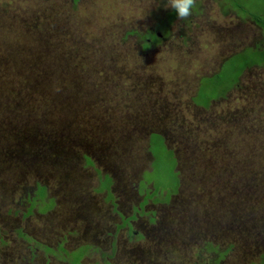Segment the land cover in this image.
<instances>
[{
    "label": "rangeland",
    "instance_id": "obj_1",
    "mask_svg": "<svg viewBox=\"0 0 264 264\" xmlns=\"http://www.w3.org/2000/svg\"><path fill=\"white\" fill-rule=\"evenodd\" d=\"M234 1L225 3L235 6L245 17L251 13L259 17L264 10V0H246L244 11ZM166 2L0 0V107L6 115H0V131L10 130L11 141L19 131L40 134V118L41 125L57 131L58 142L54 144L60 145L62 153L73 161L70 171L77 179L75 184L64 183L58 172L43 165L42 159L50 162L52 153L44 157L42 151L37 158L41 160L39 170L28 171L23 166L26 160L20 158L21 151L0 145V264H60L66 255L59 245L63 250L86 246L88 252L82 264H106L107 253L112 257L111 264H132L133 258H127L129 254L123 248L138 255L137 260L133 259L135 264H192L199 253L202 258L208 257L202 253L205 243L219 246L221 252L210 249L220 264H258L260 253L264 254V66L248 70L238 90L228 93L226 101L213 103V111L206 117L208 125L199 131L201 140L218 137L215 144H220L213 153L216 163L209 150L203 155L205 167L210 171L215 167L217 173L211 186L202 183L207 191L203 193L194 182H187L188 168L199 171L198 164L181 162L168 172L163 187L155 185L149 190L138 207L140 216L135 209L129 215L130 207L139 201L133 195L137 176L149 161L146 141L140 136L147 125L154 126L175 107L187 122L185 127L192 130L189 123L198 124L185 109L172 104L188 107L185 101L190 97L181 98V88L190 92L189 83L206 74L203 69L218 70L222 62L219 54L228 39L223 33L218 36L220 29L236 33V26L228 24L233 19L223 15L224 0H196L193 12L202 11L203 21L215 25H205V32H189L186 22L176 18L169 41L139 55L136 37L157 22L162 14L155 13L159 6L166 10ZM200 20L197 17L194 25H201ZM253 27L240 25L241 49L254 45ZM56 28L64 34L48 41ZM215 28L219 31L212 33ZM182 34L191 37L184 47L178 40ZM179 53L190 60L185 71L176 70L175 60L172 63ZM238 59L240 56L234 58L233 67ZM91 71L101 75L94 78ZM218 74L230 79L235 71L225 65ZM129 75L127 82L115 83ZM131 80L149 83V107L141 108L143 103L135 102L137 93L128 88ZM205 85L202 83L201 91ZM258 88V95L251 96ZM196 104L202 106L200 100ZM149 108L153 111L149 112ZM161 109L166 113H158ZM221 120L225 125L218 135L216 122ZM64 131L70 132L67 140L61 134ZM204 171L198 177L206 174ZM173 172L181 180L180 194L174 199L181 200L174 206L177 213L167 217L171 203L154 209L152 206L165 201L176 188L178 177ZM106 174L115 179L113 193L108 192L106 184L101 186V193L96 190L98 179ZM146 178L151 176L147 174ZM220 182L228 193H224ZM36 183L47 187V197L39 209L32 201L34 208L28 213L27 201L39 194ZM120 186L124 187L122 191ZM206 195L216 202L213 206L221 213L206 209ZM50 199H54V205ZM238 206L240 211L235 208ZM153 210L157 213L155 227L143 230L145 239L128 241L127 233H134L138 218H153ZM114 227L112 239L109 236ZM112 241H116L114 254Z\"/></svg>",
    "mask_w": 264,
    "mask_h": 264
},
{
    "label": "trees",
    "instance_id": "obj_2",
    "mask_svg": "<svg viewBox=\"0 0 264 264\" xmlns=\"http://www.w3.org/2000/svg\"><path fill=\"white\" fill-rule=\"evenodd\" d=\"M155 14L157 15L162 14L164 16L162 20V24H161L162 26L154 25L155 31L160 32L162 36H165V37L169 36L170 29H169L168 24H171L177 17L175 11L173 9L169 10L168 8L166 10H163L162 6H159V12ZM261 14L264 15V10H261ZM254 19L258 23H260L257 16H255ZM257 26L264 30V25H257ZM57 34H64V32H62L61 30L57 28L52 30L48 36V41L55 38ZM263 35H264V31H263ZM147 36H150V34ZM125 37H127V34H125ZM138 37L139 39H142V36H138ZM151 48L152 46H150L149 43H147V45L144 46V49L138 50V54L145 55L149 52ZM245 52H250V53L248 55H245L244 53L241 52L239 55L240 59H238L239 61L238 63H236V66L233 67V64H235L233 62L230 67L232 68V70L235 71L234 77L232 75L231 77H229L230 79H226L224 77H221L219 74H216V75H212L209 79L202 78L201 81L197 84H194L195 80H193L192 83H189V85H192V86L199 85V89L197 90L195 97H192L191 96L192 93L188 92L187 89L183 90V88H181V98L190 97L189 98L190 101H185L188 107H183L178 104H172V105L185 109L190 115V117L192 118L193 116V119H195L198 122V124L189 123L192 126V130L185 127V124L187 122L180 118L177 107L173 108L175 110L172 109L171 111H169L168 114L165 115L163 119L157 121L154 126H150V125L146 126L145 128L146 131H144L140 137L141 139H145L146 144H148V147H147L148 149H146V151L153 158V162L150 165V168L152 171L151 173L149 174L147 173V174L151 176L150 180L153 181V183L155 182V184L158 187L159 186L163 187L162 182L163 180L166 179L168 172H172L173 169L175 170L177 165L181 162L184 165L198 164V167H200V170L197 171L196 168L195 169L188 168L189 169L187 171L188 177H186V179L188 180L187 182H189L188 184H190L191 182H194V185L199 187L201 192L205 193L207 191L205 185L202 184L203 182L206 183V185L210 184V186L214 182V174H216L217 176V173L214 170L215 167H211L212 171L208 170L205 167L206 161L203 158V155L205 151L209 150L210 155L212 156L213 162L216 163V160H215L216 158H214L215 154L213 153L216 149L220 148V144H215V141L219 140V138L214 137L211 139V141L201 140L199 131L205 130V125H208V123H206L207 114L200 111L199 108L197 107L199 106V104L197 105L196 103H197V100H200V104H202V106L206 108V106L209 105L210 101L218 99L220 97H225L228 94L231 87L234 86L235 83H237L239 76L243 72V69H246L249 67L261 68L264 66V41L256 45L255 47L249 46L245 50ZM32 64H35V63H32ZM91 72L94 78H96V75L98 77L101 75V72H95V71H91ZM125 78L126 77L123 76L120 79V81H115V83L117 85H120V83H122ZM178 83L181 85L189 86L188 83L186 84L182 82H178ZM202 83L209 84L210 87L206 88V85H205L203 91H201ZM148 86H149V83L144 84L142 82L139 85L141 92L137 93V97L141 98L140 100L143 101L146 107H149L148 103L151 100L147 93ZM259 90L260 88H258L257 90L255 89V96L258 95L257 92ZM148 111L150 112L153 110L149 108ZM9 113L12 116L13 109H10ZM158 113L165 114L166 111L161 109L158 111ZM0 115L3 117H6L5 111L2 107H0ZM168 116H170L171 118L168 119L167 118ZM36 120H37L36 117L33 118V122H35ZM216 123H217V127H219L217 131V134L219 135L223 132L222 128L225 124H223L222 120ZM216 123L211 122V121L209 122L210 125H213L215 127H216ZM38 125L42 126L40 127L41 128L40 134H29V133L19 131V133L17 132L16 135H12L14 141L10 140L9 135L12 134L10 130L7 131L8 133L4 132V130L0 131L1 132L0 145L6 146L8 149H11L13 147L14 150L21 151L20 158L22 161L26 160L23 166L28 171H35L36 169L39 170V161L41 160L38 161L37 158L40 156L42 151H44L45 153L44 157H46V154L52 153L50 162H47L46 159L44 158L42 159L43 165L49 170L58 172L60 174L59 179L62 180L64 183L75 184L77 181V179L75 178V172L70 171L71 167L69 165V163H72L73 161L67 158L64 155V153H62V151L59 148L60 145L54 144L55 142H58L57 134H56L57 131L48 130L47 128L48 126L41 125L40 118H38ZM21 129L25 130V127ZM153 129L157 130L156 132L159 131L163 136L157 134L155 131H153ZM61 134H63V136L65 137V140L69 139L68 134H70V132L64 131ZM185 134H187V136H185ZM15 136L18 138L17 140L15 139ZM17 144L18 146L15 147ZM168 147H170L171 149L169 150ZM174 152L176 153V157L174 156ZM6 156H7L6 158H8V155ZM6 158L3 159L4 160L3 162H5ZM202 169L203 171L204 169H206L208 172L204 171L206 174H204L202 177H198L200 176V172ZM173 173L175 174V177H178V178H175L176 188L174 189V191L172 190L170 194L175 193L181 184V180H180L178 173H175V172ZM219 186L223 190H225L224 193L229 192L228 188L225 187L222 182L219 183ZM41 189L43 191L41 192V190L39 189V193H40L39 195L41 197H44L46 189H43V188ZM163 190H166V189H163ZM234 194H236V192ZM207 199H208V203H207L208 207H206V209H210L211 211L215 210L214 212L216 214L221 213L219 209L213 206V204H215L216 202L212 201L209 195H206L205 200ZM51 201H52L51 203L54 204V199H51ZM235 208L238 211H240V209H238L240 208V206L235 207ZM28 213H31V212H28ZM28 213L24 215H27ZM234 220L236 221V219ZM231 224L229 227H231ZM229 227H228V231H229ZM23 237L26 238V236H23ZM207 246H209V248H212L209 243L207 244ZM227 248L228 250H230L232 246L229 245ZM228 250L226 249V251ZM263 257L264 255L262 254L260 256L261 262L259 261V264H264ZM74 264H78V263H74Z\"/></svg>",
    "mask_w": 264,
    "mask_h": 264
},
{
    "label": "flooded vegetation",
    "instance_id": "obj_3",
    "mask_svg": "<svg viewBox=\"0 0 264 264\" xmlns=\"http://www.w3.org/2000/svg\"><path fill=\"white\" fill-rule=\"evenodd\" d=\"M245 1L246 0H235L234 3L237 5V7L239 9H241V10L244 11L245 10L244 5L247 4V3H245ZM73 2H74V0H73ZM166 5H167V2H166ZM227 5L228 4L225 3V0H224V3L222 4V12H223V15L224 16L233 19V21H230V23H228V24L229 25H235L236 26V27L234 26L235 27L234 30H236V33L233 32L232 30L226 31L229 28H226V30L225 29H222V30L220 29V31L217 30L216 28L213 30L212 33H217L219 31L218 32V36H220V34L223 33V36L224 37L226 36L228 38V39H225L224 40V43H225L224 47L225 48L219 54V56L222 59V62H220L221 64H220L219 68H217L218 70H214V72L213 71L210 72L211 69L209 71H205L203 68H201V69H203L204 72H206V74H201L200 76H197L196 79H195L194 84L199 83L202 78L209 79L212 75L218 74L219 72H221L222 68L225 65L231 67L234 58L236 56L239 57V55H240L241 52L244 53L245 55H248L250 53V52H244L248 47H244L242 49L240 47L241 44H242V39H243V34L241 35L240 25L241 26H244V25H252V27L255 25L252 28L253 31L251 32L252 33L251 34V40L254 42V45L252 47H255L256 45H258V44H260V43H262L264 41L263 30L257 26V25H264L262 23L261 19L259 18V17H262V19L264 21V15L263 14H261L259 17L257 16L258 17V20L260 21V23H258L254 19V17H253L254 16V13H251V16H249V17H245L240 12H238V11H236L234 9L235 6H232V5L229 4L228 5V8H227ZM260 6H261V3H260ZM168 9H170V8H168ZM193 14H196V15H193ZM163 17H164L163 15L160 16V17H158V20H157V22L155 24L150 25L149 27H147L146 30L144 31V33L142 35H139V36H142V39H139V37H136L135 45H136V47H137L138 50L144 49V46H146L147 43H149V45L152 46V48L149 51H152L156 47H159V46L163 45L164 43H166L167 41H169L170 36H171V28L174 25V23H173L174 21L171 24H168L169 25V29H170V35L167 36V37L162 36V34L160 32H158V31L156 32L155 31V28H154V25H160V26H162L161 24H162ZM197 17H201V20L198 21L199 23H201V25H194V20ZM193 18H195V19H193ZM203 19H204V13L202 11L199 12V11L196 10L195 12L192 13V15L189 18H187V19H185L183 21L186 22V25L188 27L189 32H192V31L195 32L197 30H198V32H202L200 30H203L205 32V25H215V24L208 23L207 21H203ZM160 21H161V23L160 24H157ZM149 34H150V36H147ZM235 34L238 36V40H236V38L234 36ZM204 35L206 36V34H204ZM129 36H132V34L131 35L129 34ZM245 38H246V36H245ZM189 39H191V37L187 36L186 34H182V35L179 36V39H178L179 42H180L179 44L182 47H184V46H186L185 44L188 43ZM174 60H175V63H176V67H175L176 70L182 68V71H185L186 70V67H188V63L190 62V60H187L186 59L185 54H183V53H179L178 55H176V58H174L172 60V63L174 62ZM257 68H259V67H249V68L243 69V72L239 76V79H238L237 83H235V85L231 87V89H230V91L228 93L235 92L236 90L239 89L240 82H241V77H242L243 74H245L248 70H253V69H257ZM130 76L131 75L125 76L126 78L123 80L122 83L127 82V80L130 78ZM142 82H144V81L143 80L142 81H139V80H131L129 82L128 88H131L134 93H140L141 90L139 88V85ZM191 83H192V81H191ZM209 87H210V85L209 84H206V88H209ZM198 89H199V85H193L192 86V88L190 90V92L192 93V95H191L192 97H195ZM254 95H255V93L253 92L251 96H254ZM225 97H220L218 99H215V100L210 101L209 105L206 106V108L203 107V106H197V107L199 108L200 111L206 113L207 115L208 114H211L209 112L210 111H213V110H211L212 107H213L212 106L213 103L224 102V101H226V98ZM140 99L141 98H139L137 96L135 98V102L138 105L141 104V103H143V101H141ZM144 107H145V104L143 103V105H142L141 108H144ZM16 139H18V138L16 137ZM18 144L15 147H17ZM147 147H148V144L146 145V149H148ZM168 149L170 150L171 148L168 147ZM147 154H148L149 161L146 164L145 168L142 171L139 172V174L137 176V183L134 185V187L131 186V187H133V191H134V194L133 195H134L135 199H137V196H138L139 197V201L136 202L135 206L130 207V213H129V215L130 214H133V209H135V211H138V215L140 216L141 209L138 208L140 206V203H142L144 201V199L146 197H148V193H150L149 190L152 189L156 185L155 182L153 183V181L150 180V178H146L145 179V176L147 175V173L149 174L152 171L151 168H150V165L153 162V158L151 157V155L148 152H147ZM174 156L176 157V153L175 152H174ZM69 165H70V167H72L74 165V163L73 162L72 163H69ZM148 180L150 182H146ZM98 183H99V189H96V190H98L100 193L102 192V191H100V188L104 184L107 185L108 192L113 193L112 191H113V185H115V179L110 174H106L105 176H102V178L98 179ZM141 186H142V188H141ZM41 188L47 190V187L46 186L41 185L39 183H36L35 190L38 191L39 189L41 190ZM123 188H124L123 186H120L119 190L122 191ZM36 191H35V193H36ZM104 193H105V191H104ZM39 194L37 195V197H35V199H31L28 203H26L27 204V207H28L27 211L31 208L32 201H34V203H33L34 204V207L36 206L38 209L41 207V204H43L45 202L44 199L47 197V192L45 191V196L44 197H41ZM179 194H180V187L177 189V191L175 193H171L168 198L164 199L165 201L161 200L162 202L158 203L159 205H153L152 206V202H151L150 204L152 206V209H154L156 207L158 208V207L164 206V205L167 206L168 204L171 203L170 208H167V211H169V212L167 214H165L164 211H163V213L167 217H170V216L172 217L174 214L177 213L176 210L174 209V206H176L178 204V202L181 200L179 198L174 199ZM122 195L125 196L126 193L124 192ZM116 203H117V201H116ZM54 204H55V202H54ZM54 204H52V205H54ZM34 207H32V209ZM116 207H118V206H116ZM155 210H153L154 217L151 218V219H149L148 217H146L145 219L138 218L139 216L137 217L139 221L135 225L136 229L134 228V231H133L134 233L133 234H128L127 233V239H128V241L134 240L135 242H138L141 239L143 240V239L146 238V236L143 235V230L145 228H148V227H152V229L155 227L156 216H157V213H156ZM49 211L50 210H45L43 212H49ZM41 215H44V214H41ZM157 230H158V228H157ZM114 233H115V227H114V231L111 233L113 235L112 236H109V237H111V238L113 237L114 238V236H115ZM138 234H139V237H137ZM63 239H65V238H63ZM206 242H207V240H206ZM207 244L208 243H205L204 248L202 250V253L203 254H207L208 257H205V258L203 257L202 258V254L199 253L198 254V257H197V260L194 261L192 264H220V261L215 262L216 259H217V256L212 253V249L215 248L214 251L216 252L217 251L216 248H218L219 246L214 245V246H212V249H210L209 246H207ZM59 247H60V250L63 253H65V255H66V258H64L62 261L59 260V262H61L60 264H74L73 261H75L77 258L80 259V262L78 260V264H82V261H84V259L87 256V252H88L87 249H84L86 247L84 245L79 246V248L76 247V248L71 249V250H67L66 248L63 250L61 248V245H59ZM115 247H116V241L115 242L112 241L111 251H113V254H114ZM82 249H84V250H82ZM218 249L221 252V249L220 248H218ZM77 250H81L78 253H76V255H78V257L76 255L75 256H72V258L71 257H70L71 259L68 258V261H67L66 260L67 259V256H71ZM123 251H125L126 253L129 254L127 256V258L132 257L134 260H137L138 255L133 250L123 248ZM107 254L108 255L104 259H106L108 261L106 264H111L109 262V260H111L112 257H110L111 256L110 253H107ZM262 254L263 253H260V256ZM260 256H259V258L257 260L258 261V264H259V261L261 262ZM108 257H110V258H108ZM73 258L75 260H72ZM133 259H132L131 263L132 264H135V261ZM106 260H105V262H106ZM204 260H207V261L204 262ZM263 260H264V257H263ZM200 261H203V262L200 263ZM63 262H65V263H63ZM126 262H127V260H126ZM221 262H222V260H221ZM250 264H256V262H252Z\"/></svg>",
    "mask_w": 264,
    "mask_h": 264
},
{
    "label": "clouds",
    "instance_id": "obj_4",
    "mask_svg": "<svg viewBox=\"0 0 264 264\" xmlns=\"http://www.w3.org/2000/svg\"><path fill=\"white\" fill-rule=\"evenodd\" d=\"M167 7L175 11L178 19L185 20L192 15L196 0H167Z\"/></svg>",
    "mask_w": 264,
    "mask_h": 264
},
{
    "label": "water",
    "instance_id": "obj_5",
    "mask_svg": "<svg viewBox=\"0 0 264 264\" xmlns=\"http://www.w3.org/2000/svg\"><path fill=\"white\" fill-rule=\"evenodd\" d=\"M156 133L159 134V135H161V136H163L160 132H156ZM156 133H155V134H156Z\"/></svg>",
    "mask_w": 264,
    "mask_h": 264
}]
</instances>
